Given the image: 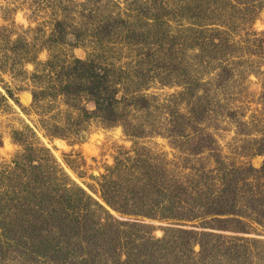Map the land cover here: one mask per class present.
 <instances>
[{"label": "rangeland", "instance_id": "obj_1", "mask_svg": "<svg viewBox=\"0 0 264 264\" xmlns=\"http://www.w3.org/2000/svg\"><path fill=\"white\" fill-rule=\"evenodd\" d=\"M74 58L121 78L109 119L54 90L48 74ZM263 136L264 0H0V264H264L260 227L119 214L100 193L143 158L187 184L218 161L259 168ZM154 193L118 199L163 216L189 206ZM190 229L213 234L196 235L202 251Z\"/></svg>", "mask_w": 264, "mask_h": 264}, {"label": "trees", "instance_id": "obj_2", "mask_svg": "<svg viewBox=\"0 0 264 264\" xmlns=\"http://www.w3.org/2000/svg\"><path fill=\"white\" fill-rule=\"evenodd\" d=\"M64 33L63 27L53 32L51 34L55 37L53 41L64 43L66 41V38L63 37ZM74 33L70 32V35L77 38L78 34L74 35ZM16 42L19 43L20 41L17 40ZM14 49L17 50L18 46L14 45ZM16 56H18L17 60L22 61L21 55L17 54ZM24 57L29 60V57L25 55ZM50 63V60H47L49 66ZM95 64V60L74 58L68 64L60 65V68L63 67L61 73H58V70L53 67L57 75L51 77L49 73L48 76L52 82L57 79L61 81L58 86L53 87L58 94L70 96L71 100H76V98L83 96L92 101L94 106L93 114L109 119L108 115L113 114L111 104L112 101H115V93L117 91L115 86L120 82L121 78L115 76L114 80H109L106 75L108 67H104L101 63L98 66ZM98 75L101 77H98ZM40 92L43 95L46 93L44 90ZM7 93L12 97L9 90H7ZM37 95V92H32L33 101L38 99ZM81 110L84 113L88 112L83 107ZM111 122H114V120ZM256 150L258 154L264 156V136L259 140ZM135 154L138 156L139 152H135ZM141 156H144V153ZM150 156L156 161L155 156L152 154ZM141 161H143V164L140 166L144 172H141L139 176L132 174L133 177H129L128 174L130 173L127 172L126 174L120 173V178L113 179L115 173L113 171V174L104 176L101 180V198L119 214L150 219L166 217L167 219L185 221H193L200 217H211L207 223L213 229L249 233L254 231V229L256 230V227H260L261 231L264 232V160L259 168L248 165L239 169L233 167L231 170L224 168L221 162L218 161L215 168L218 175H213L211 172L209 174L201 173L199 178L192 179L189 184H187L188 182H181L177 177H169L168 174L165 175L166 173L163 175L158 163H150L145 158L141 159ZM78 189L85 194L84 190L79 187ZM126 191L132 193V201L140 200V203L139 194L144 191L148 193L155 192L156 197H160L161 201L167 203L166 207L169 210L173 209V211L181 209L183 205L189 206L186 208L184 215L177 217L159 215L156 213L154 205H151L153 207L144 208L145 210H140L143 208L135 209L134 206L126 208L124 205L127 204L128 199H124L123 202L118 199L119 195ZM87 197L91 200L90 202L97 205L106 212L107 216L111 217L110 213L101 204L91 199L89 195ZM229 222L232 224H228ZM184 231L194 235L193 240L200 245L201 251L205 244L202 239L196 240V235L202 237L213 235L211 232L192 229ZM253 241L257 240L253 238Z\"/></svg>", "mask_w": 264, "mask_h": 264}]
</instances>
